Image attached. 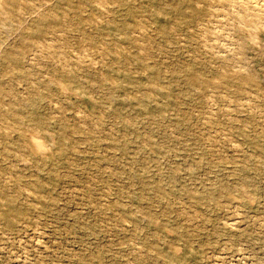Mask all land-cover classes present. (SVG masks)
<instances>
[{
    "label": "rangeland",
    "instance_id": "374dc122",
    "mask_svg": "<svg viewBox=\"0 0 264 264\" xmlns=\"http://www.w3.org/2000/svg\"><path fill=\"white\" fill-rule=\"evenodd\" d=\"M233 1L0 0V264H264V27Z\"/></svg>",
    "mask_w": 264,
    "mask_h": 264
},
{
    "label": "bare ground",
    "instance_id": "6f19581e",
    "mask_svg": "<svg viewBox=\"0 0 264 264\" xmlns=\"http://www.w3.org/2000/svg\"><path fill=\"white\" fill-rule=\"evenodd\" d=\"M46 1V0H45ZM233 1V0H232ZM242 1V10L241 13L238 14L239 18L243 21L239 22L240 24L243 22L246 24V29H250L252 32L257 31L264 27V0H239ZM236 2V1H233ZM237 3V2H236ZM241 3V2H240ZM47 4V2H46ZM229 4V3H228ZM235 4V3H234ZM233 4V5H234ZM21 5V4H20ZM19 5V6H20ZM44 6V5H43ZM230 6V5H229ZM216 7V6H214ZM212 7V8H214ZM220 8V7H219ZM232 8V7H231ZM215 10V9H214ZM234 10H236L234 8ZM233 11V10H232ZM236 12H238L236 10ZM234 12V13H236ZM227 14V13H226ZM237 14V13H236ZM213 15V14H212ZM221 15V14H219ZM228 15V14H227ZM237 15V16H238ZM212 17V16H211ZM218 17V15H217ZM227 17V16H226ZM233 17V16H232ZM223 18V17H222ZM228 18V17H227ZM232 19V18H231ZM239 21V20H238ZM242 23V24H243ZM237 24V23H236ZM216 27V26H215ZM218 29V28H217ZM218 31V30H217ZM220 32V31H219ZM255 34V33H254ZM256 36V35H255ZM48 40V39H47ZM48 42V41H47ZM53 42V41H52ZM215 42V41H214ZM227 42V41H226ZM257 42V41H256ZM254 43V42H253ZM221 44V43H220ZM82 54V53H81ZM89 60V59H88ZM38 147V146H37Z\"/></svg>",
    "mask_w": 264,
    "mask_h": 264
}]
</instances>
